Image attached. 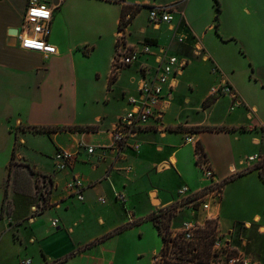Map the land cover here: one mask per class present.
<instances>
[{
  "label": "crops",
  "instance_id": "1",
  "mask_svg": "<svg viewBox=\"0 0 264 264\" xmlns=\"http://www.w3.org/2000/svg\"><path fill=\"white\" fill-rule=\"evenodd\" d=\"M28 1L0 0V141L6 151V176L0 179V263L9 259L8 247L14 245L19 249V263L29 258L34 264H141L148 226L161 241L158 249L163 245L151 215L172 205L181 186L194 191L209 183L196 164L198 143L218 179L224 180L231 168H236L230 137L235 134L237 140V132L247 130L254 134L259 127L263 130V121L255 128L246 125L254 119L253 113L258 114V108L250 107L248 96L234 77L235 67L216 50L232 46L236 53L237 29H227L223 22L216 26L215 11L199 33L194 23L200 14V0H59L49 37L58 54L47 58L41 53L21 50L14 33L21 29ZM42 1L52 5V0ZM136 5H174V19L153 27L148 22L149 10L142 8L126 28L127 40L132 44L151 43L153 51L166 48L169 55L185 58L189 65L177 78L175 89L165 91L159 127L154 122L139 132L131 146L119 154L112 150L111 132L118 117L128 110V100L140 94L143 78L140 69L148 66L152 73L157 66L154 55H141L136 63L112 77L123 10L125 6ZM231 5L238 9L239 0H231ZM145 11L148 26H139L143 36L133 40L137 22ZM187 37L191 41L181 46ZM102 46L108 50L106 76L101 81V73L95 71L97 83L89 84L81 70L82 59ZM199 46L205 49L208 59L196 56ZM214 66L219 71L212 74ZM221 81L234 86L242 104L230 110L231 98L220 97L205 109L204 103L213 100L210 88ZM89 126L96 127V131H34L42 127ZM206 128L209 131H204ZM186 136L192 142L187 143ZM36 138H44L46 143L42 141L40 147L36 146L33 141ZM252 140L260 147L254 155H264L261 139L254 136ZM82 143L92 146L95 152L89 154L84 148L79 149ZM26 149L38 152L47 163L28 156ZM59 149L78 153V162L62 172L54 166ZM14 152L15 167L33 173V193H38L40 175L50 188L44 210L33 211L35 207H44L45 200L40 194L35 199L33 193L27 198L16 187L12 192L10 162ZM168 162L173 165L162 167ZM74 176L82 178L86 185L83 201L67 195L66 183ZM117 195H122L125 202L117 199ZM211 215L220 216V232L229 233L221 208H214ZM190 216L202 226L210 218ZM253 219L257 223L262 220L260 215ZM54 220L57 227H53ZM13 226L17 227L15 233ZM245 227L251 229L252 224L246 221ZM258 231L264 233V224ZM243 232L239 230L238 234H242L246 244L235 249L253 264H261L246 251ZM159 250H149V264H153Z\"/></svg>",
  "mask_w": 264,
  "mask_h": 264
},
{
  "label": "rangeland",
  "instance_id": "2",
  "mask_svg": "<svg viewBox=\"0 0 264 264\" xmlns=\"http://www.w3.org/2000/svg\"><path fill=\"white\" fill-rule=\"evenodd\" d=\"M200 14L195 17V26L197 27L199 33L203 30L204 23L207 18L210 19L213 14H215V23H224V27L227 29H237V40H236V53L234 52L232 46H226V48H218L213 45V48L220 50L223 55V59L227 63H231L235 67L234 77L241 85L242 90L248 96L250 101V107L256 106L258 108V114L253 113L254 119L247 121L246 125H251L252 127H259L261 122H264V0H239V8L236 9L234 5H231V0H218L223 11V14H220L219 19L217 20V10H216V1L215 0H200ZM236 17V21L234 20ZM133 21V20H132ZM148 12H143L140 20L137 22L136 32L134 37L137 39L143 35L139 33L138 27L141 25L148 26ZM128 26V25H127ZM125 29V27H124ZM198 40V39H197ZM196 40V42H197ZM191 38L181 43L183 46L185 43H189ZM212 44V43H210ZM232 45V44H231ZM107 48L102 46L99 51L91 54H85L82 59L81 70L84 72V78L89 84H96L97 81L94 77V72L99 71L101 73V81L104 80L106 76V70L108 68L107 62ZM131 74V73H130ZM117 74L114 75L112 70V77L114 78ZM128 76H125L124 83L128 80ZM204 90V87H203ZM264 124V123H262ZM264 128V127H263ZM209 129V128H207ZM214 129V128H212ZM259 132L254 134L246 131L237 132L238 139L234 138L236 136L230 137V143L232 142L235 149L236 157V168L235 173H230L228 178L229 180L225 183L224 187V197L222 199L221 211L222 218L224 219L225 230H230L229 233L222 234L220 231L219 218L208 219L206 223H209L211 228H216L215 234L218 241L223 246V255L221 258L222 264H227L226 255L236 257L241 255L236 246L245 245L246 242L242 238V234H238L239 230L244 231L243 236L247 240V250L255 258H258L261 264H264V233L258 231V227L264 224V180L261 179L259 173H264L263 169L249 168L247 158L249 155L253 156L254 152H257L260 147H257L252 138L258 136L262 141V147L264 146V129L261 130L258 128ZM36 143V146H39L46 143L44 138H36L33 140ZM43 141V142H42ZM46 144H44L45 146ZM3 143L0 141V179L6 176L4 169V160L6 159L5 148L2 147ZM31 158H36L40 160V163L46 159L42 158L43 156H38L39 153L35 151L25 150ZM241 161L246 164L243 166L239 163ZM16 154L14 160H11V176L10 184L11 190L13 188L23 192L27 198L32 197V186H33V173L25 168L15 167L16 165ZM38 193L34 194L33 197H41L45 200L44 207L38 206L33 209L35 212H39L41 209L44 210L48 205L49 194L51 190L43 182V176L38 177ZM180 183H178L179 185ZM184 186V185H183ZM181 186V188L183 187ZM179 188V189H181ZM146 208V204H144ZM159 212L154 213L156 215ZM6 216V213H4ZM3 214V217H4ZM161 214V213H160ZM190 214L192 212L184 207L178 212L172 210H162V215L157 220L160 222L161 227L164 231H168L169 234L177 232L183 227L184 222H191L195 224L196 227H205V225L199 224L194 218L191 219ZM201 216L202 218H208L209 213H199L195 216ZM257 215L261 216V222L257 223L253 218ZM249 221L252 224L251 229L245 227V222ZM230 228V229H229ZM153 228L148 226L145 229V253L141 264H149L150 253L149 250L153 248H160L161 241L153 233ZM199 228L195 230V237L199 235L197 232ZM12 230L14 233L17 230V227L13 226ZM232 243V246L230 244ZM18 248L14 245L8 247L9 259L0 264H20L17 260ZM245 258H248L243 255ZM253 263L250 259H248ZM21 262V261H20ZM240 264V263H237Z\"/></svg>",
  "mask_w": 264,
  "mask_h": 264
},
{
  "label": "built area",
  "instance_id": "3",
  "mask_svg": "<svg viewBox=\"0 0 264 264\" xmlns=\"http://www.w3.org/2000/svg\"><path fill=\"white\" fill-rule=\"evenodd\" d=\"M56 6L50 5L48 2L42 0H29L27 3L26 11L22 20L21 29L17 33L16 38L19 40L20 48L24 51H31L32 53H41L45 57H50L58 54V49L55 45L49 42L50 34L52 33V19L54 18V9ZM149 24L153 27L170 23L174 17L172 15L174 11V5L160 7H149ZM37 12H46L47 16H37ZM132 15H126V20H131ZM125 29H120L119 36H117L116 52L113 60V73L118 74L122 68H127L136 63L140 56L154 55L157 59V66L151 73L150 68L145 66L141 68L143 78L141 79V85H139V96L131 97L128 100V110L118 117L111 135L113 137L114 148L118 153L129 148L131 141L140 132L150 127L154 122L156 127H159L161 121V105L166 98V89H175L177 86V78L182 75L183 71L188 67L189 61L185 58L175 57V55H169L166 48L158 47L157 51H153V44L146 42L132 44L127 40V33ZM182 38L179 42H182ZM36 45H41L37 47ZM207 53L203 47L199 46L196 49V56L208 59ZM219 71L217 66H214L211 73L215 74ZM210 98L217 99L222 97H230L232 104L230 110H233L236 106H240L242 102L239 100L234 86L228 81H221L210 88ZM160 131H164L163 127H160ZM192 138L186 136L185 141L187 143L192 142ZM136 148L138 147L135 145ZM84 148L89 154H93L95 149L92 146H88L82 143L79 149ZM54 166L56 170L62 172L78 162V153L71 152L64 149L57 150L54 157ZM195 160L197 167L202 171L203 177L209 183L205 188L198 190H190L188 187L183 186L178 192V198L176 201L163 210H170L178 212L184 207L189 209L193 216L195 214L211 213L214 208L220 210L222 199L224 197L225 183L229 180L227 177L224 180L218 179L212 164L204 157L203 154L195 150ZM249 168L263 169L264 155L256 154L249 156L247 159ZM243 162L241 165H245ZM173 164L168 162L162 167H169ZM235 168H231L230 173L235 172ZM86 185L82 178L73 177L66 183V191L69 197H74L78 201L84 200V192ZM117 199L125 202L122 195H117ZM36 211V208H35ZM162 210L158 211L159 213ZM157 213L156 215H158ZM155 215V216H156ZM218 215H211L209 219L217 218ZM155 220H158L155 219ZM160 224V222L157 221ZM53 227L58 226L57 220L52 222ZM195 224L191 222H184L183 227L172 236L176 237L182 234L185 240L191 241L195 239ZM216 250H223V246L220 241L217 242ZM227 264H253L248 261L242 254L236 257L226 255ZM21 264H34L29 258L22 259Z\"/></svg>",
  "mask_w": 264,
  "mask_h": 264
},
{
  "label": "trees",
  "instance_id": "4",
  "mask_svg": "<svg viewBox=\"0 0 264 264\" xmlns=\"http://www.w3.org/2000/svg\"><path fill=\"white\" fill-rule=\"evenodd\" d=\"M216 1V10H217V20L221 14V6L218 0ZM151 6L144 5H136V6H125L122 14V20L120 22V29H124L127 25L131 23V21L135 18V16L141 11L142 8L148 9ZM132 15L131 20H126V15ZM218 26V23L216 24ZM151 41V40H147ZM115 78V77H114ZM215 99H209L204 103L205 109L213 103ZM220 129V128H218ZM264 129V128H263ZM96 131V127L89 126L85 128H77V127H55V128H36L34 131L37 132H56V131ZM222 129H220L221 131ZM204 131H209V129H205ZM198 151H200L204 157V150L201 143L197 145ZM15 158V152L13 154V160ZM258 169V168H256ZM261 179L264 180V173H259ZM161 213V214H160ZM158 215H151V218L155 222L156 227L158 228V234L162 238L163 245L161 249L155 255V261L153 264H222L221 258L223 255V250H216V244L218 242L217 236L215 234L216 228H211L209 223H206V226L197 230L199 233L195 239L191 241L185 240L182 234L173 237L172 234L163 228L157 220L162 215V211ZM230 256V255H228Z\"/></svg>",
  "mask_w": 264,
  "mask_h": 264
},
{
  "label": "snow or ice",
  "instance_id": "5",
  "mask_svg": "<svg viewBox=\"0 0 264 264\" xmlns=\"http://www.w3.org/2000/svg\"><path fill=\"white\" fill-rule=\"evenodd\" d=\"M35 15L37 16H47V13L46 12H37L35 13ZM37 47H40L41 45H36Z\"/></svg>",
  "mask_w": 264,
  "mask_h": 264
},
{
  "label": "water",
  "instance_id": "6",
  "mask_svg": "<svg viewBox=\"0 0 264 264\" xmlns=\"http://www.w3.org/2000/svg\"><path fill=\"white\" fill-rule=\"evenodd\" d=\"M58 2H60L59 0H52V5H54V6H57L58 5ZM14 33L17 35V33H19V31H14Z\"/></svg>",
  "mask_w": 264,
  "mask_h": 264
}]
</instances>
